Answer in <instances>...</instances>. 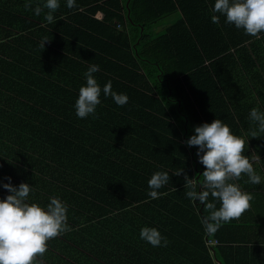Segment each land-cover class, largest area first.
I'll return each instance as SVG.
<instances>
[{
    "label": "trees",
    "instance_id": "16d2710c",
    "mask_svg": "<svg viewBox=\"0 0 264 264\" xmlns=\"http://www.w3.org/2000/svg\"><path fill=\"white\" fill-rule=\"evenodd\" d=\"M25 2L0 0V185L32 186L28 203L43 208L51 196L67 205L71 231L48 241L41 264H264V228L232 220L206 233L208 212L184 187L185 174L203 181L185 144L195 126L219 119L254 139L241 113L264 111V33L212 23L215 0H59L53 24ZM90 64L101 89L111 81L128 102L101 91L95 118L80 119ZM157 171L170 180L151 199ZM8 194L0 186V200ZM143 227L168 246L141 240Z\"/></svg>",
    "mask_w": 264,
    "mask_h": 264
},
{
    "label": "clouds",
    "instance_id": "9594fccd",
    "mask_svg": "<svg viewBox=\"0 0 264 264\" xmlns=\"http://www.w3.org/2000/svg\"><path fill=\"white\" fill-rule=\"evenodd\" d=\"M66 6L74 8L75 0H66ZM59 7V0H45L34 8L32 0L24 3L26 11L32 10L37 16L45 13L44 19L48 24L55 23L54 13ZM212 12L215 13L211 17L214 24L219 23L223 16L226 24L243 30L248 36L259 39L264 33V0H215ZM46 42V38L41 42L42 48ZM98 71L99 65L90 64L84 73L86 86L79 88L74 104L75 114L80 119L89 115L95 118L96 107L101 103V91L105 97L111 96L117 106L128 102L127 95L112 91L111 81L101 89L93 75ZM248 118L255 125L248 135L258 138L264 134V111L252 108ZM193 132L185 144L198 149V163L204 167L203 181L198 185L196 178L189 179L185 174L184 187L189 189L187 198L199 201L208 212L201 219L205 232L215 234L222 225L238 220L251 207L253 195L242 191L234 181L247 176L246 183L258 185L261 176L256 173L249 158L243 155L245 140L232 134L229 126L221 120L214 119L210 124L195 126ZM256 159L260 158L257 156ZM182 172L183 169L177 170L175 175L179 176ZM5 179L9 182L0 186L9 194L0 200V264H41L38 257H43L47 251L48 241L71 231L67 223V205L57 196L49 197L46 208L30 204L28 198L33 191L32 186L25 183L13 186L10 178ZM169 180L167 172L153 173L148 180L149 197L158 199L166 195L159 189ZM209 197L213 202H209ZM216 202L220 204L218 209ZM139 237L152 247H167L169 243L156 228H141Z\"/></svg>",
    "mask_w": 264,
    "mask_h": 264
},
{
    "label": "crops",
    "instance_id": "0c3cea01",
    "mask_svg": "<svg viewBox=\"0 0 264 264\" xmlns=\"http://www.w3.org/2000/svg\"><path fill=\"white\" fill-rule=\"evenodd\" d=\"M216 36H221L220 33L216 32ZM257 96V95H256ZM242 103L240 106L243 107ZM257 109L260 110L259 106ZM251 109H248L242 112L244 118V127H249V112ZM261 111V110H260ZM245 114V115H244ZM246 128L242 130V135H246L249 132V129ZM241 130V128L239 129ZM252 142H247L245 144L244 155L249 158L250 162H252L253 167L258 175L261 176V183L258 185H253L251 183H246L247 176H242V178L238 181H234L239 184L242 191L251 193L253 195V200L250 202L251 207L243 213V215L238 220H243L241 225L248 227H261L264 228V134H262L258 138H254L251 140ZM245 142V143H246ZM260 159L257 160L256 157ZM263 239V238H262ZM258 243V242H256Z\"/></svg>",
    "mask_w": 264,
    "mask_h": 264
},
{
    "label": "built area",
    "instance_id": "2783aa9c",
    "mask_svg": "<svg viewBox=\"0 0 264 264\" xmlns=\"http://www.w3.org/2000/svg\"><path fill=\"white\" fill-rule=\"evenodd\" d=\"M218 242L213 239H206V246L208 249H211L213 246L217 245Z\"/></svg>",
    "mask_w": 264,
    "mask_h": 264
}]
</instances>
